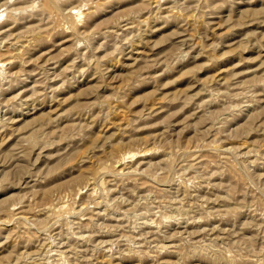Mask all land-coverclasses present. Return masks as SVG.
<instances>
[{
	"label": "rangeland",
	"instance_id": "obj_1",
	"mask_svg": "<svg viewBox=\"0 0 264 264\" xmlns=\"http://www.w3.org/2000/svg\"><path fill=\"white\" fill-rule=\"evenodd\" d=\"M0 264H264V0H0Z\"/></svg>",
	"mask_w": 264,
	"mask_h": 264
},
{
	"label": "bare ground",
	"instance_id": "obj_2",
	"mask_svg": "<svg viewBox=\"0 0 264 264\" xmlns=\"http://www.w3.org/2000/svg\"><path fill=\"white\" fill-rule=\"evenodd\" d=\"M128 153H129V152H128ZM130 153H131V152H130ZM128 155H129V154L125 155L124 157H129ZM131 155H132V154H131ZM120 159H121V158H120ZM123 159H124V158H123ZM122 161H123V160H122Z\"/></svg>",
	"mask_w": 264,
	"mask_h": 264
}]
</instances>
